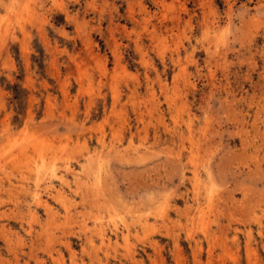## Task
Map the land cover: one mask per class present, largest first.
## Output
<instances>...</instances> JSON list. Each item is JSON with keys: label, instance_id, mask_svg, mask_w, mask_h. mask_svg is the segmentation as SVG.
I'll list each match as a JSON object with an SVG mask.
<instances>
[{"label": "rangeland", "instance_id": "374dc122", "mask_svg": "<svg viewBox=\"0 0 264 264\" xmlns=\"http://www.w3.org/2000/svg\"><path fill=\"white\" fill-rule=\"evenodd\" d=\"M0 264H264V0H0Z\"/></svg>", "mask_w": 264, "mask_h": 264}, {"label": "bare ground", "instance_id": "6f19581e", "mask_svg": "<svg viewBox=\"0 0 264 264\" xmlns=\"http://www.w3.org/2000/svg\"><path fill=\"white\" fill-rule=\"evenodd\" d=\"M23 2V1H22ZM22 6V5H21ZM5 7H7V5L5 6ZM9 9V8H8ZM23 10H24V8H23ZM14 11V10H13ZM31 14V13H30ZM16 16V15H15ZM16 18V17H15ZM18 18V17H17ZM3 29H5V28H3ZM90 49V48H89ZM90 52V51H89ZM100 59V58H99ZM182 73V72H181ZM188 74V73H187ZM178 76V75H177ZM181 76H184V75H182L181 74ZM140 111V110H139ZM180 113V112H179ZM190 115V114H189ZM171 117H172V115H171ZM173 118H174V116H173ZM176 118V117H175ZM179 119V118H178ZM182 119V118H181ZM140 120V119H139ZM189 121V120H188ZM188 127V126H187ZM36 139V138H35ZM40 141H42V139L40 140ZM36 142H38V141H36ZM34 144H36V143H33V145ZM40 144H41V142H40ZM32 145V150H34V148L33 147H35V153L37 154V160L35 161V168H34V170H35V173H37V175H39L40 173H42V172H44V171H46L47 170V168H49L48 166H52L53 164H51L50 163V165H47V163L46 162H48V161H46L47 160V158H45V152L43 151L44 149H41V147H39L38 145V143H37V146L39 147H37L36 145L35 146H33ZM44 145H46V144H44ZM37 147V148H36ZM45 147V146H44ZM43 147V148H44ZM27 148V147H26ZM60 148H61V146H60ZM75 148V147H74ZM50 148H48V150H49ZM23 150V149H22ZM51 151V150H50ZM65 151V150H64ZM52 152V151H51ZM103 152V151H102ZM48 153H49V151H48ZM53 153V152H52ZM59 153V152H58ZM71 153V152H70ZM98 153V152H97ZM96 153V154H97ZM104 153V152H103ZM102 153V154H103ZM28 154V153H27ZM54 154V153H53ZM95 154V153H94ZM49 155V154H48ZM121 155V154H120ZM27 156V155H26ZM46 156H47V154H46ZM90 156V155H89ZM96 156H98V155H96ZM108 156V155H107ZM132 156V155H131ZM15 157V156H14ZM25 157V156H24ZM29 157V156H28ZM91 157V156H90ZM10 158V157H9ZM26 158V157H25ZM51 155H50V160H51ZM97 158V157H96ZM24 159V158H23ZM35 159V158H34ZM95 159V158H94ZM28 160V159H27ZM52 160H54V157H53V159ZM63 160H64V158H63ZM18 161V160H17ZM97 161V159L95 160V162ZM51 162V161H50ZM94 162V163H95ZM100 162V161H99ZM190 162H192V161H190ZM19 163V162H18ZM31 163V162H30ZM34 163V162H33ZM33 163H32V165H33ZM49 164V163H48ZM89 164V163H88ZM51 166H50V168H51ZM98 166V165H97ZM29 167V166H28ZM2 169V168H1ZM52 169V168H51ZM54 169V168H53ZM72 169V168H71ZM85 169V168H84ZM92 169V168H91ZM31 170V169H30ZM29 170V171H30ZM81 170H82V168H81ZM101 170V169H100ZM99 172V171H98ZM52 173V172H51ZM193 173L195 174V176H197L198 175V173H197V171H195V170H193ZM21 174V173H20ZM74 174V173H73ZM46 175V174H45ZM55 175V174H54ZM23 176V175H22ZM60 176V175H59ZM194 176V175H193ZM48 177V176H47ZM58 177V176H57ZM59 178V177H58ZM39 179H37L36 181H38ZM97 181H98V179H97ZM35 185V184H34ZM209 191V190H208ZM35 192V191H34ZM50 192V191H49ZM56 193V192H55ZM34 195H36V193L34 194ZM63 196V195H62ZM58 197V196H57ZM37 200V199H36ZM35 200V201H36ZM210 200V199H209ZM37 202V201H36ZM36 202H35V204H36ZM40 202V201H39ZM207 206V205H206ZM28 210L31 212V213H34V211L32 210V208H28ZM27 210V211H28ZM156 212V211H155ZM206 216V215H205ZM50 218V217H49ZM96 218V217H95Z\"/></svg>", "mask_w": 264, "mask_h": 264}]
</instances>
